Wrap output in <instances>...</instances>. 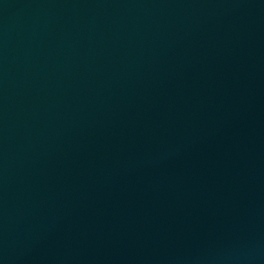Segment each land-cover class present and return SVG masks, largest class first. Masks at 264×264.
Wrapping results in <instances>:
<instances>
[{
	"label": "water",
	"instance_id": "95a60500",
	"mask_svg": "<svg viewBox=\"0 0 264 264\" xmlns=\"http://www.w3.org/2000/svg\"><path fill=\"white\" fill-rule=\"evenodd\" d=\"M0 264H264V0H0Z\"/></svg>",
	"mask_w": 264,
	"mask_h": 264
}]
</instances>
